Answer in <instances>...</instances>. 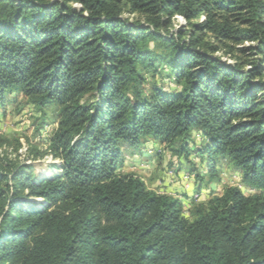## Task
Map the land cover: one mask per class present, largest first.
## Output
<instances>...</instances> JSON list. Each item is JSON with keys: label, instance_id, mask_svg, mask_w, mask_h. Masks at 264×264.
I'll return each mask as SVG.
<instances>
[{"label": "trees", "instance_id": "1", "mask_svg": "<svg viewBox=\"0 0 264 264\" xmlns=\"http://www.w3.org/2000/svg\"><path fill=\"white\" fill-rule=\"evenodd\" d=\"M12 94L58 107L33 158L60 173L0 158V264H264V0H0V106ZM195 134L196 179L225 164L257 192L225 187L185 217L119 173L123 146L187 157Z\"/></svg>", "mask_w": 264, "mask_h": 264}, {"label": "rangeland", "instance_id": "2", "mask_svg": "<svg viewBox=\"0 0 264 264\" xmlns=\"http://www.w3.org/2000/svg\"><path fill=\"white\" fill-rule=\"evenodd\" d=\"M73 7L78 8L76 3ZM185 21L181 17H176L174 21L175 29L182 28ZM243 46H251L244 44ZM222 60L228 64H234L233 60L217 53ZM166 71H164L165 76ZM154 83V82H153ZM157 86L165 89L173 88L167 77H159L155 80ZM90 100V98H87ZM59 112L58 107L49 105L43 110H38L25 102L20 94L8 96L3 105L0 106V137L7 138L9 145L0 148V158L16 159L18 162L31 166L32 174L35 176L51 177L59 174L56 169L59 161L50 155H44L41 159H34V152H41L47 149L51 138L58 127ZM202 139L199 134L194 135V141L189 144V155L177 156L155 141L145 142L140 150H134L128 146H123L121 159L123 165L119 173H135L140 176L148 190L161 195H169L179 199L182 203V213L188 217L189 211L194 204L206 203L212 196L221 194L228 186L238 187L244 195H253L257 191L242 182L241 174L227 165H218V182L210 180L208 174L204 178L196 179L204 173L206 165L205 156L200 158L197 150L201 148ZM16 149V150H15ZM193 191V199L181 196L182 191L176 189ZM173 189L171 193L170 190ZM175 190V191H174ZM197 195L198 199H194ZM35 204H39V199H30Z\"/></svg>", "mask_w": 264, "mask_h": 264}, {"label": "crops", "instance_id": "3", "mask_svg": "<svg viewBox=\"0 0 264 264\" xmlns=\"http://www.w3.org/2000/svg\"><path fill=\"white\" fill-rule=\"evenodd\" d=\"M175 191V190H174ZM182 191V195L181 196H185V197H188V198H190V200H192L193 199V196H192V194H193V191H192V189H188V190H184V189H182V188H178V190L176 189V192H181ZM170 192L171 193H176V192H173V189L172 190H170ZM222 193V192H221ZM218 195H221V194H218ZM195 199V198H194Z\"/></svg>", "mask_w": 264, "mask_h": 264}, {"label": "built area", "instance_id": "4", "mask_svg": "<svg viewBox=\"0 0 264 264\" xmlns=\"http://www.w3.org/2000/svg\"><path fill=\"white\" fill-rule=\"evenodd\" d=\"M195 199H198L197 195L194 196Z\"/></svg>", "mask_w": 264, "mask_h": 264}]
</instances>
